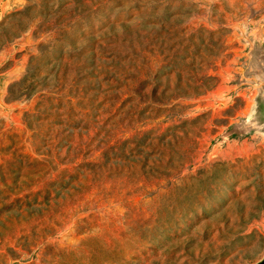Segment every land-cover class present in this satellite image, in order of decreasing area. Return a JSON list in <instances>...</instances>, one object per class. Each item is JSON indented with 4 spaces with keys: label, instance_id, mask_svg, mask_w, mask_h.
Returning a JSON list of instances; mask_svg holds the SVG:
<instances>
[{
    "label": "rangeland",
    "instance_id": "rangeland-1",
    "mask_svg": "<svg viewBox=\"0 0 264 264\" xmlns=\"http://www.w3.org/2000/svg\"><path fill=\"white\" fill-rule=\"evenodd\" d=\"M264 260V0H0V264Z\"/></svg>",
    "mask_w": 264,
    "mask_h": 264
},
{
    "label": "water",
    "instance_id": "water-1",
    "mask_svg": "<svg viewBox=\"0 0 264 264\" xmlns=\"http://www.w3.org/2000/svg\"><path fill=\"white\" fill-rule=\"evenodd\" d=\"M258 264H264V260H262L260 263H258Z\"/></svg>",
    "mask_w": 264,
    "mask_h": 264
}]
</instances>
